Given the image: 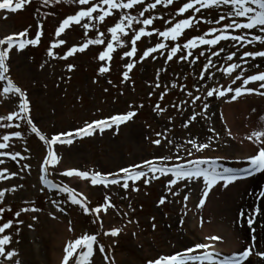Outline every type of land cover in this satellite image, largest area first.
<instances>
[{"label":"rangeland","instance_id":"1","mask_svg":"<svg viewBox=\"0 0 264 264\" xmlns=\"http://www.w3.org/2000/svg\"><path fill=\"white\" fill-rule=\"evenodd\" d=\"M180 6L181 0H176L174 7L165 10L163 6H158V10H153L152 14L164 16L165 19H174L175 9ZM76 10H78L77 5L71 3V0H61L60 4L49 5H44L43 0H31L30 4H26L23 9L15 13L0 11V38L29 28V38H33L37 31V21H45L44 36L38 46H28L22 52L11 53L9 73L14 82L28 93L34 122L44 134L51 136L62 131L74 130L82 127L86 121L123 114L129 110L137 113L132 120L121 125L118 132L113 128L105 131L103 135L97 133L92 137L77 139L72 145H57V155L61 157V163L57 166L59 171L50 169L49 179L53 183L74 187L77 192L88 197L93 208L102 204L107 194L112 197L119 211L110 209L104 214L102 229L92 223L93 217L83 214L78 206H70V202L62 203L66 209L63 214L57 212L51 201L62 202L67 194L59 193L56 189L47 188L38 182V168L42 163V157L46 154L47 146L32 133L26 123L10 122L21 123V129L0 128V142H3V135L20 130L21 137H13L9 142L8 150L19 151L21 157L26 159L17 163L8 157H0L5 161L4 165H0V171L7 167L9 172L19 173L8 181L0 180V190L10 189L13 186L17 189L15 192H7L4 203L0 205L12 209L11 212L0 214L2 215L0 225L8 220L24 221L23 225L14 223V227L4 233L14 238L8 250H15L18 253L15 259L21 260L23 264H61L64 247L70 240L86 232L96 234L116 227L122 229L118 237L100 235L98 238L99 243L105 245L108 255L114 258V264H146L149 259L181 251L196 243L206 241L217 246L219 242L208 241L206 237L216 235L225 239V234L222 231L219 233L210 231L209 235L201 236L203 220V224L206 225L212 221L216 222L218 226H222L224 232L230 234L234 243H228L226 248L222 247L224 251L222 254L231 255L240 253L253 244L252 232L247 226L246 219L242 221L243 226H241L240 212L241 210L246 214L254 212L259 205L262 214L257 217L254 224L256 228L254 251L243 264H264V260L255 255L256 252H264V197H259V192L264 190V173H256L247 179H241L227 188L221 184L211 192L203 208L196 207L203 189L202 182L200 185L190 184L188 188H185L184 183H180L179 187L174 186L176 194L167 191L165 178L153 181L147 186L139 184V192L118 190L115 187L109 191L103 186H92L90 181L70 180L60 175L61 171L73 168L105 173L118 171L120 167L170 154L167 145L158 148L150 142L158 138L157 132L165 133L177 144H185L189 138L205 141L207 137H213V150L204 152L202 155L205 157L213 158L217 154H223L221 150L228 151L229 149H226L229 148L228 146L241 150V145H245V148L252 153L253 146L249 141L245 140L238 146L233 135L242 140L261 126V122L264 121V96L253 93L244 95L237 101H230L227 97L221 100L217 97H207L205 87L241 86L246 76L264 72V59L257 58L252 61L251 58H245L249 61L246 64L239 57L234 58L232 63H239L241 68L229 78L218 69H224L230 63L226 59L227 50L235 51L239 46L222 44L221 46L226 48L225 53L220 57H211L213 64L207 73V76L212 77L211 79L200 80L203 65L207 63L205 57H201L196 64H191L178 58L165 63L166 57L157 56L155 60L140 62L130 73V80L121 83L123 62L120 60L122 53L118 50L112 61L110 74L98 78L97 70L100 62L95 57L101 50L99 46H90L85 53L70 57L67 61L53 59L47 55V49L55 39L54 33L58 21ZM49 13L51 15H48ZM133 14L135 15L136 12ZM113 23V19L107 20L109 26ZM151 27L153 26H149V30ZM154 27L163 30L166 25L163 21L156 20ZM207 28L208 25L201 22L197 30L187 31V38L202 34ZM94 35L93 30L90 36ZM69 37L66 47L55 49L59 55H63L73 43L81 42L82 30L76 28L70 31ZM156 39V37L145 38L143 42H138L140 54L146 47L152 46ZM260 49H264V45L258 43L239 48L240 55L243 51ZM193 58L189 57V60ZM46 61V67L41 69L40 65ZM68 63L75 65L70 73L67 71ZM256 65L259 67L257 68ZM161 69L166 71L161 72V87L157 90L155 73ZM241 71L246 73L245 77L232 85L235 75H239ZM94 80L98 82L94 83ZM108 80L113 83L108 84ZM173 83L184 85V90L181 91L180 87L172 88ZM259 83H250L248 86L264 91L259 88ZM105 88L108 89L107 92L104 91ZM188 91L201 96V101L192 105L187 96ZM161 92L167 93L163 101L159 99ZM149 93L153 95L149 96ZM14 101L15 97L0 98V116H6L17 109L18 101ZM181 101H188V104L183 105ZM205 102L210 105L207 112L203 108ZM158 103L166 110L165 112L160 113L155 110V105ZM141 104L144 105L142 108L139 107ZM193 112L198 113L201 118L192 122L188 128H184L183 124L188 123L187 118ZM5 122L0 121V123ZM213 128L215 132L211 131ZM229 131L232 132V136L227 135ZM217 133L219 136L216 135ZM159 138L163 139V137ZM175 152L176 148L173 147L172 153ZM251 153L246 154L249 156ZM179 154L187 157V153L182 148ZM231 160L235 161L238 158L222 159L219 163L225 167H232L234 163ZM21 164H28L30 168L22 169ZM20 185L23 187H19ZM42 187L45 188L44 192L40 191ZM185 195L189 196L187 202L183 200ZM162 196H167V202L161 206L158 202ZM22 207H36L41 211L22 213L16 218L14 213ZM50 213L56 218L54 219ZM33 215L38 216V219L33 220ZM181 218L184 220L182 226ZM130 220L132 223H129ZM194 220L196 229L191 227ZM69 221L72 222V231H69ZM153 223L156 225L155 229ZM29 224L33 227L29 228ZM16 228H19L18 234ZM53 251L60 254L58 262H53L51 259ZM3 262L8 264L5 257L0 256V264ZM92 264H104L103 254L98 250Z\"/></svg>","mask_w":264,"mask_h":264},{"label":"snow or ice","instance_id":"2","mask_svg":"<svg viewBox=\"0 0 264 264\" xmlns=\"http://www.w3.org/2000/svg\"><path fill=\"white\" fill-rule=\"evenodd\" d=\"M30 3L31 0H0V11L15 13ZM60 3L61 0H43L44 5ZM71 3L77 5L78 10L58 21L54 33L55 39L48 47L47 55L53 59L67 61L70 57L85 53L90 46H99L101 50L95 57L100 62L97 70L98 78L110 74L112 61L117 51L120 50L122 53L120 60L123 62L121 83L130 80V73L140 62L148 59L155 60L157 56L166 57L165 63L178 58L180 61L191 64H196L201 57H205L207 63L203 65V70L200 73V80L204 81L212 78L207 76L210 66L213 64L211 57H220L226 51V48L221 46L222 44H231L233 47L238 45L239 48L250 46L253 43L264 45V0H186V2L181 0V6L175 9L174 19H165L164 16L153 15L152 13L153 10H158V6H163L165 10L174 7L176 0H152V2H148V0H71ZM133 12H136V14L134 15ZM213 13L215 15H212ZM48 15H51V13ZM109 18L114 21L111 26L107 24ZM156 20L163 21L166 27L163 30L154 27ZM44 22L43 20L37 21V31L33 38H29L30 28L0 38V81L4 82L2 90H0V97H15V101H18L16 110L6 116H0V121H6L0 123V128L21 129V123L29 125L32 133L38 136L39 140L47 146L46 154L42 157V163L38 168V182L47 188L56 189L59 193L67 194L62 202L51 201L57 212L63 214L66 209L62 206V203L70 202V206H78L83 214L93 217L92 223L97 224L102 229L104 214L108 213L110 209L117 211L119 209H117L110 195L106 194L103 203L93 208L88 197L81 192H77L74 187H70L68 184L53 183L49 179L50 169L59 171L57 166L61 163V157L57 155L56 146L72 145L77 139L92 137L97 133L103 135L105 131L113 128L118 132L119 127L132 120L137 113L129 110L123 114H115L90 122L86 121L82 127L74 130L62 131L51 136L44 134L34 122L28 93L14 82L9 75L11 53L13 51L22 52L28 46H38L44 36ZM201 22L208 25L207 31L187 38V31L197 30ZM149 26H153L151 30H149ZM76 28L82 30L81 42L73 43L63 55H59L55 49L62 46L66 47L70 38L69 32L74 31ZM102 28L105 30H101ZM93 30L95 35L90 36ZM154 37L157 38L154 44L146 47L140 54L138 42H143L145 38L151 39ZM181 41L184 42L181 43ZM201 46H203V50H201ZM239 48L235 51L228 49L226 59L230 63L226 68L218 69L229 78L233 77L236 71L241 68L239 63H232L234 58L239 57L246 64L249 61L245 58H251L252 61L257 58L264 59V49L243 51V54L240 55ZM189 57L194 58L189 60ZM46 64L47 61L41 64L40 68H45ZM256 67L258 68L259 65H256ZM74 68V64H67L69 73ZM162 71L166 70L161 69L155 73V89L157 90L161 87ZM245 75L244 71H241L239 75H235L232 85H235ZM96 82L98 81L94 80V83ZM107 82L108 84L113 83L111 80ZM254 82H260L259 88L264 89V72L246 76V78H243L241 86H228L227 88H209L206 86L205 92L207 97H217L221 100L227 97L230 101H237L242 96L253 93L264 96V91L248 86ZM171 87H180L181 91L185 88L184 85H177L176 83H173ZM104 91L107 92L108 89L105 88ZM166 94L161 92L159 99L163 101ZM151 95L153 93H149V96ZM187 96L192 105H196L202 99L201 96L194 95L192 91H188ZM181 103L187 105L188 101H181ZM143 106L141 104L139 107L142 108ZM173 107H176V105H173ZM209 107L210 105L207 102L203 104L205 112L209 110ZM155 110L160 113L166 111L159 103L155 105ZM199 118H201L200 115L193 112L187 118L188 123H184L183 127L188 128L192 122L197 121ZM13 121L21 123H10ZM211 131L215 132V129L213 128ZM216 135L219 136L218 133ZM227 135L232 136L233 134L229 131ZM156 136L158 138L152 139L150 142L158 148L167 145V151L170 154L120 167L118 171L105 173L95 170L81 171L73 168L61 171L60 175L70 180L90 181L92 186H103L109 191L115 187L118 190L139 192V184L142 183L147 186L153 181L165 178L167 179V191L176 194L174 186L179 187L180 183H184L185 188H188L190 184L200 185L202 182L203 189L196 207L203 208L206 206L211 192L221 184L227 188L241 179L251 177L256 173H264V121L261 122L258 129L251 131L240 141L241 144L245 140L249 141L253 146L252 153L246 158L247 167L241 168L225 167L220 164L219 161L226 159V157L211 158L202 155L206 151L213 150V137L211 136L207 137L205 141L189 138L185 144H177L176 141L169 139L163 132H157ZM13 137L20 138L21 131L16 130L3 135V142H0V157H8L11 161L21 163L26 157H21L19 151L8 150L10 148L9 142ZM159 137H163V139ZM173 147L176 148L175 153H172ZM181 148L187 153V157L179 154ZM198 153L201 155L198 156ZM18 157L20 160H18ZM177 161L181 162L178 163ZM4 163L5 161L0 159V165H4ZM21 168L28 169L30 165L21 164ZM17 175H19L18 172H9L8 168L4 167L3 171H0V180L8 181ZM19 187L22 188L23 185ZM16 190V186L0 190V205L4 203L7 192H15ZM40 191L44 192L45 188H40ZM259 197H264V190L259 192ZM183 200L187 202L189 196L185 195ZM166 202L167 196H162L158 203L162 206ZM6 211L11 212V207L0 206V214ZM40 211L41 209L36 207H22L14 213V216L19 218L22 213H38ZM261 214L259 205L256 206L254 212L247 214L244 210H241V226H243L242 221L246 219L247 226L252 232L253 244L240 253L223 255L219 251H207V249L214 247V244L196 243L192 247L181 251L149 259L146 264H243L253 254L256 240L254 224ZM50 215L53 214L50 213ZM124 215H127V213H124ZM53 218H56L55 215H53ZM32 219L37 220L38 216L33 215ZM0 220H2V215H0ZM14 223L23 225L24 221L17 219L15 222L8 220L2 223L0 234L6 233V230L10 231L14 227ZM71 223L69 221V231H72ZM129 223H132V221L130 220ZM183 223L184 220L181 218V226ZM202 224L203 220L201 226ZM152 226L155 229V223ZM28 227L32 228L33 225L29 224ZM121 231V228L113 227L108 231L97 232L96 234L86 232L74 240H70L64 247L61 264H92L97 250L103 254L104 264H114V258L108 255L105 245L100 244L98 238L100 235L110 238L118 237ZM16 232L19 233V228H16ZM13 239V236L8 234L0 235V256L5 257L8 264H23L21 260L15 259L18 255L15 250H8L13 243ZM206 240L222 243L223 237L213 235L206 237ZM255 255L264 260V252H256Z\"/></svg>","mask_w":264,"mask_h":264},{"label":"bare ground","instance_id":"3","mask_svg":"<svg viewBox=\"0 0 264 264\" xmlns=\"http://www.w3.org/2000/svg\"><path fill=\"white\" fill-rule=\"evenodd\" d=\"M233 139H234L235 143H237V145L239 146L241 138H238L237 136L233 135ZM228 147L229 148H226V149H229L228 151L225 152V149H222L221 152H223V154L222 153L217 154V155H215V157H226L228 159L238 158L239 161H237L236 163L234 161V163H235L234 167L235 168L244 167V162H246V158L248 157V155L246 153L247 152L251 153V151L246 149L245 145H241V148H242L241 150H238L237 148L234 149V147H230V146H228ZM237 153L239 154V156L237 155ZM240 153H244L245 155L244 154L240 155ZM206 208H208V207H206ZM206 208H205V211H206ZM191 227L196 229V221L195 220L192 222ZM201 228H202V230L200 231V233H201V236H203V237L205 235H209L210 231H213L215 233H219L222 231L225 234L226 237H225V239H223L224 241L222 243L219 242L217 247H213L214 249L222 250V247L225 246V248H226L228 246V243H231V244L234 243V241H233L234 239L232 237L230 238V234H228V232H226V231L224 232V229L222 228V226H218L216 222L214 223V221L210 222V224H207V225L204 223ZM204 243H207V242L205 241ZM59 257H60V254L53 251L52 258H51L52 261L58 262Z\"/></svg>","mask_w":264,"mask_h":264}]
</instances>
